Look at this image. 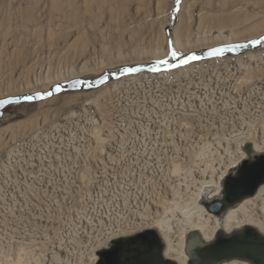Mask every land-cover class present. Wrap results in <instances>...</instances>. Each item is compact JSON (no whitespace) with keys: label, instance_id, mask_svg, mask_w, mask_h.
<instances>
[{"label":"rangeland","instance_id":"374dc122","mask_svg":"<svg viewBox=\"0 0 264 264\" xmlns=\"http://www.w3.org/2000/svg\"><path fill=\"white\" fill-rule=\"evenodd\" d=\"M54 1L0 0V99L148 65L158 51L166 55L178 24L184 52L264 34V0L216 3L192 19L189 9L173 19L175 0H148L139 10L133 2L112 18L96 9L82 15L76 0V23L62 20ZM262 141L260 46L8 105L0 116V264L19 252L22 264H96L111 240L145 231L130 228L174 190L184 199L201 191L200 204L217 197L240 153L247 156L244 145Z\"/></svg>","mask_w":264,"mask_h":264},{"label":"bare ground","instance_id":"6f19581e","mask_svg":"<svg viewBox=\"0 0 264 264\" xmlns=\"http://www.w3.org/2000/svg\"><path fill=\"white\" fill-rule=\"evenodd\" d=\"M83 1L86 8L84 14L82 15L89 14V9H96L98 11L105 10L106 14L112 18L115 13L120 15L128 13L133 5V2L137 6L136 10H139L142 7H145L146 9V3L148 0ZM160 1L162 0H159V2ZM237 1L239 0H182L181 11L179 14H181L184 10L189 9V19H192L193 15L199 12L207 13V10L213 7V5L216 3L228 8V6L232 7L235 5L234 3ZM51 8L56 12H60L62 14L61 19L68 23H76V21H78L76 15L79 12V8L77 6L76 0H55L51 4ZM66 11H68V13H66ZM97 16L99 17L98 19H100L101 15ZM80 20L84 21L82 17ZM179 34L180 26L178 24L176 28L173 29L172 41L175 42V47L181 48L182 44L179 41ZM158 52L156 57L159 58L158 54H160V52ZM160 56L162 57V52ZM251 147L250 151H253L250 152V155L245 156L243 152L240 153L241 157L239 161H243L253 155L264 154V141H262L261 145L254 143L252 149ZM234 169L233 171L229 172V174H233ZM179 170L180 169L178 166L175 165L173 167L174 173H179ZM217 187L216 194H218L221 190V185H218ZM172 195L173 197L171 199L161 198L155 203V205L158 207L154 209L155 214L151 213L153 209L151 210L150 208H148L146 212L140 213V221L138 224L136 223V228L132 230L130 228L131 234L140 230H154L163 243L164 248L162 251V256L166 260H170L175 264L187 263L188 256L185 253V245L187 236L192 232L197 233L199 239L203 242H210L217 232L229 234L247 227L255 229L264 236V184L259 186L252 196L247 197L235 206L228 208L223 214H221L222 216L220 217L211 215L207 213L206 210H204L202 203H199L200 199L202 198L201 191L194 193L192 196H190V198L187 199L182 198L178 190H174ZM175 234L176 236L174 237ZM24 256V253L19 252L17 254L15 263L8 261L7 259L5 260L7 264H22L21 259H23ZM93 259H96L94 255ZM221 264L247 263L246 261L230 260Z\"/></svg>","mask_w":264,"mask_h":264},{"label":"water","instance_id":"95a60500","mask_svg":"<svg viewBox=\"0 0 264 264\" xmlns=\"http://www.w3.org/2000/svg\"><path fill=\"white\" fill-rule=\"evenodd\" d=\"M6 106L0 107V116ZM250 147V144L243 147L248 156ZM263 184L264 154L253 155L243 160L233 174L225 177L217 197L202 202V205L207 213L220 216L228 208L252 196ZM162 251L163 243L157 233L145 230L111 241L109 247L97 252L96 264H175L164 259ZM185 253L188 256L186 264H221L230 260L264 264V236L247 227L229 234L217 232L210 242H203L197 233L192 232L187 236Z\"/></svg>","mask_w":264,"mask_h":264},{"label":"snow or ice","instance_id":"6c2138e0","mask_svg":"<svg viewBox=\"0 0 264 264\" xmlns=\"http://www.w3.org/2000/svg\"><path fill=\"white\" fill-rule=\"evenodd\" d=\"M182 0H175L172 10L173 19L181 11ZM260 46L264 48V34H259L253 38H247L246 43L220 42L215 45H210L202 51H180L175 47V42L169 39L167 44V53L162 58H157L148 65L143 64H122L114 69H106L97 78L85 79L74 77L68 79L67 82H55L50 85L47 91H36L34 93H25L19 95H9L7 98L0 99V107L4 105H19L22 103H31L34 101H43L52 98L55 95L61 94L68 90L80 91L99 90L102 86H109L110 79H115L117 82L122 79H133L141 73L147 72L152 75L172 74L177 70L183 71L186 68H193L202 61H213L221 59L226 53H236L241 49L249 47L256 48ZM30 151V150H29ZM27 155V153H25Z\"/></svg>","mask_w":264,"mask_h":264}]
</instances>
